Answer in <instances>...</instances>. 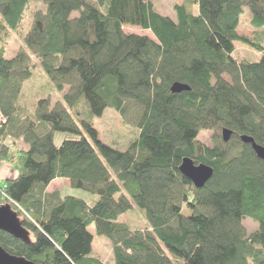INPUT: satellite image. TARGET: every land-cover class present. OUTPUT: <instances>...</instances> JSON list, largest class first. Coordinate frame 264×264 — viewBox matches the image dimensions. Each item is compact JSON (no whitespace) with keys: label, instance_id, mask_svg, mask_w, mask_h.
I'll use <instances>...</instances> for the list:
<instances>
[{"label":"trees","instance_id":"1","mask_svg":"<svg viewBox=\"0 0 264 264\" xmlns=\"http://www.w3.org/2000/svg\"><path fill=\"white\" fill-rule=\"evenodd\" d=\"M32 1L40 0H0V163L16 173L0 183V205L30 236L24 243L0 232V247L36 264H104L91 256L94 225L113 264H264V161L240 141L264 148V34L236 32L243 8L251 27L264 29V0H182L173 19L149 0H42L25 48L6 59L5 37ZM236 42L259 61L238 64ZM31 56L67 92L29 111L18 100ZM175 83L189 90L172 93ZM107 108L139 132L125 151L102 143L86 120ZM223 130L232 133L227 143ZM201 132L211 133L209 145L197 139ZM58 133L78 137L57 147ZM184 158L212 168L203 188L179 172ZM60 179L95 202L47 194ZM132 205L148 228L115 224ZM245 219L258 226L249 235Z\"/></svg>","mask_w":264,"mask_h":264},{"label":"rangeland","instance_id":"2","mask_svg":"<svg viewBox=\"0 0 264 264\" xmlns=\"http://www.w3.org/2000/svg\"><path fill=\"white\" fill-rule=\"evenodd\" d=\"M153 2L155 10L166 17L171 19L174 18V6L181 5L182 0H149ZM36 11L44 12L45 6L42 2H30L28 8L24 12V16L20 27L16 31H8L7 37H5L6 48H5V58L11 59L15 53L24 47L23 38L27 34L31 24L32 17ZM74 17L76 15H73ZM251 14L247 8H243V12L239 17V23L237 27V34L241 37H247L250 40H254L257 37V33H263L264 29L255 30L250 25ZM122 31L126 35H137L145 36L153 40L152 35L148 31H143L139 28L123 27ZM256 43V42H254ZM264 46V42L262 43ZM233 59L238 63H256L259 61L261 54L257 51L249 49L247 46L236 42L234 43V53L232 55ZM31 78L28 79L22 86L20 97L18 100V105L21 108H28L29 111L37 104L38 101L43 99H49L52 104L60 101L62 96L67 92L65 88L61 93L58 92L51 82L49 81L47 75L42 69L41 63L38 59L31 56L30 63ZM88 121L91 122L94 129L97 131L98 139L117 150L125 151L129 145L135 141L138 137V130L132 126L123 123L120 115L112 108H107L103 115L98 118H91L87 116ZM87 136V134H85ZM210 132H201L198 135V140L204 144L209 145ZM78 136L70 134H55L54 144L59 146L64 140H76ZM88 138V136H87ZM89 139V138H88ZM6 145L10 148L14 147V143L7 139L5 141ZM21 146V144L16 145V147ZM65 196H84L88 203L92 205L96 198L87 193L79 190H69L64 194ZM115 224H121L127 226L131 230H144L149 227V223L146 219L144 211L132 205V209L120 216ZM246 233L249 235L257 230L258 226L250 219H245L242 222ZM88 232L93 236V242L91 246V256L99 259L104 264H113L111 257V247L109 241L98 236L94 225L88 227Z\"/></svg>","mask_w":264,"mask_h":264},{"label":"water","instance_id":"3","mask_svg":"<svg viewBox=\"0 0 264 264\" xmlns=\"http://www.w3.org/2000/svg\"><path fill=\"white\" fill-rule=\"evenodd\" d=\"M188 87L175 83L170 88L172 93H181L188 91ZM232 133L228 130L221 132V137L224 143L230 140ZM240 141L243 144L250 145L255 156L264 161V148L258 146L253 139L247 136H241ZM179 172L183 175L196 189H201L210 180L213 174L211 167L204 164L195 165L193 160L184 158L179 166ZM0 232L10 235L14 239L24 243L30 242L29 233L22 227L21 221L16 212L9 205H0ZM0 264H36L22 257L9 255L0 247Z\"/></svg>","mask_w":264,"mask_h":264},{"label":"crops","instance_id":"4","mask_svg":"<svg viewBox=\"0 0 264 264\" xmlns=\"http://www.w3.org/2000/svg\"><path fill=\"white\" fill-rule=\"evenodd\" d=\"M17 144H21L17 142ZM16 177L15 171L5 163H0V183H4L6 180H12ZM70 189L69 182L64 179L52 181L46 188L47 194L58 193L64 196Z\"/></svg>","mask_w":264,"mask_h":264},{"label":"built area","instance_id":"5","mask_svg":"<svg viewBox=\"0 0 264 264\" xmlns=\"http://www.w3.org/2000/svg\"><path fill=\"white\" fill-rule=\"evenodd\" d=\"M1 122H2V123H5L4 120H1ZM0 143H1V141H0ZM5 199H6V197H5L4 195H2V201H5ZM2 201H1V202H2ZM3 203H6V204H7V202H3ZM9 203H10V202H9Z\"/></svg>","mask_w":264,"mask_h":264},{"label":"bare ground","instance_id":"6","mask_svg":"<svg viewBox=\"0 0 264 264\" xmlns=\"http://www.w3.org/2000/svg\"><path fill=\"white\" fill-rule=\"evenodd\" d=\"M6 162V161H5Z\"/></svg>","mask_w":264,"mask_h":264}]
</instances>
